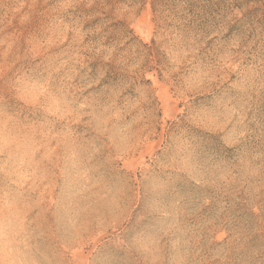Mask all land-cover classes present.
I'll return each instance as SVG.
<instances>
[{
  "label": "rangeland",
  "instance_id": "obj_1",
  "mask_svg": "<svg viewBox=\"0 0 264 264\" xmlns=\"http://www.w3.org/2000/svg\"><path fill=\"white\" fill-rule=\"evenodd\" d=\"M0 264H264V0H0Z\"/></svg>",
  "mask_w": 264,
  "mask_h": 264
}]
</instances>
